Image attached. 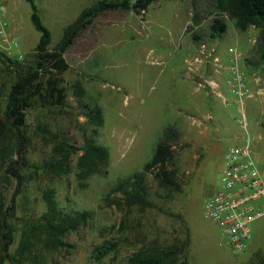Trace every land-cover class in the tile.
<instances>
[{
	"label": "rangeland",
	"instance_id": "rangeland-1",
	"mask_svg": "<svg viewBox=\"0 0 264 264\" xmlns=\"http://www.w3.org/2000/svg\"><path fill=\"white\" fill-rule=\"evenodd\" d=\"M34 1L51 33L52 48L65 26L94 0ZM2 2L11 14L7 18L12 35L24 52L21 61L30 62L39 32L31 22L29 4ZM215 18L226 24L219 36L211 35ZM258 36L255 26L238 29L213 0H156L139 13L123 8L101 12L63 54L69 67L58 77L65 104L38 99L25 110L28 139L24 151H14L11 158L19 176L4 177L10 160L0 162V195L6 203L14 197L12 220L18 226L10 251L19 245L23 221L34 222L46 210V195L65 213L86 211L87 221L63 237V247H50L39 233L25 264H128L139 251L169 249L176 251L173 264L264 262V216L252 224L253 246L234 254L203 208L220 181L223 152L241 135L233 120L234 107L224 108L217 94L232 97L225 83L227 72L217 70L213 57L227 64L234 56L229 49H236L238 65L248 77L264 78ZM201 45L207 51L213 47L214 53L206 56ZM3 59L0 48L1 119L16 79ZM255 102L258 105L247 111V118L264 179V96ZM85 104L101 108L104 120L94 140L108 148V161L96 174L79 176V150L71 156L68 174L58 177L45 165L54 144L51 135L83 147L93 128L84 115ZM166 127L174 132L170 166L178 169L180 190L162 189L155 179L157 168L152 167L144 177L145 201L127 203L117 185L143 170ZM106 240L115 243L114 250L95 258L94 248ZM253 247L261 250L254 252Z\"/></svg>",
	"mask_w": 264,
	"mask_h": 264
},
{
	"label": "trees",
	"instance_id": "trees-1",
	"mask_svg": "<svg viewBox=\"0 0 264 264\" xmlns=\"http://www.w3.org/2000/svg\"><path fill=\"white\" fill-rule=\"evenodd\" d=\"M30 7V19L34 28L39 32V38L35 45L33 57L30 62L18 61L5 56L2 60L4 67L14 70L16 79L10 86L4 110V118H0V162H6L4 177L7 173L19 176L17 166L11 160L14 151L19 154L24 151V144L28 137L24 133L25 110L34 106L39 99L49 98L55 104H65L64 89L60 85L59 74L68 69L63 54L73 43L78 33L89 26L101 13L109 9H129L136 13L145 10L148 5L156 0H94L83 8L79 15L63 30L59 41L50 48L51 33L43 24L38 13V7L34 0H25ZM215 8L226 13L234 20L235 26L245 30L249 26L259 28L258 46L261 56H264V0H213ZM211 35L219 36L226 31V24L221 19H213L210 25ZM48 75V76H46ZM84 115L93 125L89 137H85L83 147H77L67 142L63 137L51 135L53 146L49 152V159L45 162L47 169L60 177L66 175L70 169L72 154L79 150L77 167L79 176L88 177L96 174L100 165L106 164L109 158L107 147L96 143L95 135L97 127L103 124L101 108L97 105L85 104ZM173 129L164 128L162 135L155 144L150 158L144 163L143 170L134 174V179L119 183L117 188L122 189L127 203H141L145 201L143 182L145 173L150 168L156 167L155 179L158 185L168 191L180 190L178 169L170 166L173 159L172 145L175 140ZM16 140V141H15ZM1 164V163H0ZM46 210L34 221H23L20 232V241L16 251H10V245L14 239V233L18 226L13 223L15 218L14 197L6 203L0 195V264L7 260L10 264H25L29 260L32 247L35 245L39 233L44 234L45 242L52 248L63 247V237L75 231L78 226L85 224L88 213L86 211L68 214L58 208L57 203L49 196H44ZM115 243L103 241L94 248V256L100 259L113 251ZM176 249V248H175ZM176 251H152L132 254L128 258V264H173ZM32 264V263H28ZM248 264H264L263 261Z\"/></svg>",
	"mask_w": 264,
	"mask_h": 264
},
{
	"label": "built area",
	"instance_id": "built-area-1",
	"mask_svg": "<svg viewBox=\"0 0 264 264\" xmlns=\"http://www.w3.org/2000/svg\"><path fill=\"white\" fill-rule=\"evenodd\" d=\"M19 47L20 43L12 35L5 6L0 0L2 53L21 61L24 52ZM229 50L234 55L229 63H221L217 56H214L213 60L217 70L227 72L225 83L232 97L220 92L217 94L221 97L224 108L234 107L233 120L239 124L241 135L238 142L230 145L223 152L220 181L213 186L206 197L203 208L205 216L220 229L227 249L237 254L248 248L252 239V224L264 216V179L252 148L247 118V101H258L264 96V78L248 77L238 65L237 57L240 53L233 48ZM214 51L213 47L207 51L205 45H201V52H206V56H210ZM208 83L211 86L217 85L214 81Z\"/></svg>",
	"mask_w": 264,
	"mask_h": 264
},
{
	"label": "crops",
	"instance_id": "crops-1",
	"mask_svg": "<svg viewBox=\"0 0 264 264\" xmlns=\"http://www.w3.org/2000/svg\"><path fill=\"white\" fill-rule=\"evenodd\" d=\"M6 16L8 17V16H11V14L10 13H8V10H6ZM254 105H258L255 101H253V100H248L247 101V111L248 110H251L250 108H252V106H254ZM225 113L227 114V112L225 111ZM228 120H230V118H229V116H228ZM224 123V122H223ZM252 238H253V233H252ZM252 240V239H251ZM249 246L250 247H252L253 245H251V241H250V244H249ZM262 247V246H261ZM254 248V252L255 251H258V250H261V249H256L255 247H253Z\"/></svg>",
	"mask_w": 264,
	"mask_h": 264
}]
</instances>
